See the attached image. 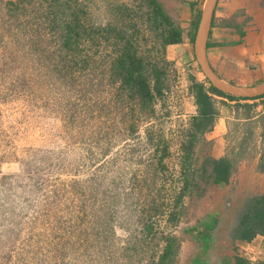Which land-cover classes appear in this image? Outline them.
Masks as SVG:
<instances>
[{
  "label": "rangeland",
  "instance_id": "rangeland-1",
  "mask_svg": "<svg viewBox=\"0 0 264 264\" xmlns=\"http://www.w3.org/2000/svg\"><path fill=\"white\" fill-rule=\"evenodd\" d=\"M23 4L13 10L0 2V264H162L168 237L177 240L169 264H186L183 243L217 208L218 190L205 164L206 140L198 138L184 159L196 105L192 61L176 64L166 52L163 63L153 32L137 21L142 0ZM56 4L70 7L66 20L78 11L93 26L116 17L117 27L134 24L127 32L139 54L165 70L153 114L108 79L113 46L82 48L97 60L94 69L78 60L67 64L48 26ZM260 121L251 126L262 128ZM230 129L225 154L242 141ZM185 178L192 184L179 202ZM232 188L220 192L229 234L241 226L252 197L246 188L235 197Z\"/></svg>",
  "mask_w": 264,
  "mask_h": 264
},
{
  "label": "crops",
  "instance_id": "crops-1",
  "mask_svg": "<svg viewBox=\"0 0 264 264\" xmlns=\"http://www.w3.org/2000/svg\"><path fill=\"white\" fill-rule=\"evenodd\" d=\"M204 1L159 0L182 29V42L167 45L166 52L172 55L176 64L186 58L191 60L189 76L192 83L198 81L208 88L209 83L203 76L194 54V39ZM206 57L214 74L226 83L242 87L263 83L264 0H216L206 44ZM191 98L194 100L193 95ZM218 98L213 100L217 110L213 126L198 138L209 143L208 156L219 159L225 155L226 142L232 133L230 128L235 129L233 137L238 140L247 138L248 133L252 132L248 143L244 145L248 157L244 155L238 169L232 173L227 183L216 184L218 190L214 192L213 198L217 208L205 213V217L199 220L196 226L191 227L194 233L188 235L182 250L190 253L186 264H264L263 235L258 234L248 242L236 239L232 234L234 232L229 234L223 227L227 211L222 201L223 194L220 193L223 186L233 185L232 189L236 190L235 197L245 188L251 196L264 194V171L258 169L264 152V142L259 136L262 128L260 124L251 126L257 119L264 117V98ZM245 103L255 105L252 111L254 115L247 121L243 119L242 104ZM196 115L195 105L192 106L191 120ZM206 238L209 240L205 241Z\"/></svg>",
  "mask_w": 264,
  "mask_h": 264
},
{
  "label": "trees",
  "instance_id": "trees-1",
  "mask_svg": "<svg viewBox=\"0 0 264 264\" xmlns=\"http://www.w3.org/2000/svg\"><path fill=\"white\" fill-rule=\"evenodd\" d=\"M25 1L29 0H0V2H3L13 10L23 9ZM142 1L144 2L145 10L141 14L136 13L138 16L137 21L140 23L141 20L145 28L153 32L154 47H158L164 61L163 63H166V57L164 58L166 46L182 42V29L163 8L159 0ZM125 9L126 11L130 10L129 8ZM66 10H71L68 5L65 7V5L56 4L54 12H51L54 14L53 18L48 23V26L57 32L56 41L67 64L72 66L76 62L77 65L78 61H81L84 67H92L91 69H94L97 60L94 59L92 53L82 54V48L91 50L103 43L113 46L112 52L107 55L106 60L108 64V79L111 83H118L119 88L125 90L128 98L138 100L137 103L144 114H153L154 102L157 97L163 94L165 70L158 65L159 63L150 62L143 54H139L133 33L129 34L127 32L128 28H132L134 24H130L125 28L117 27L118 18L116 17V20L112 23L109 22L104 26H93L80 21L78 19V11L69 12L68 15L71 20H66L64 18L67 14ZM119 11H117L118 15ZM57 16L61 17L58 18ZM193 39L194 36L192 37ZM206 81L209 83L208 88L198 81H193L190 85V91L197 106V115L191 120L188 146H184L185 160L190 159L191 147L197 141L199 135L206 130H210L213 126V118L217 114L213 100H218V97H227L234 100L264 98V95L254 98L234 97L216 89L207 79ZM242 107L243 119L246 121L251 119L254 115L252 111L253 108L255 109V105L245 103L242 104ZM261 119L262 131L259 136L261 141L264 142V117H261ZM248 135L247 138L239 142L237 150L233 147L219 159L206 158L205 164L210 168L208 176L212 178L213 184L227 183L229 181L230 176L236 170L237 161L242 159L246 152L244 145L249 141L252 132H249ZM258 169L261 172L264 171V152ZM191 184V180L185 178L184 185L178 196L179 202ZM172 219L177 218L172 216ZM258 234L264 236V194L252 196L248 199L241 226L238 227L234 237L249 242ZM176 252V238L168 237L165 248L159 257V262L162 264L171 263Z\"/></svg>",
  "mask_w": 264,
  "mask_h": 264
},
{
  "label": "water",
  "instance_id": "water-1",
  "mask_svg": "<svg viewBox=\"0 0 264 264\" xmlns=\"http://www.w3.org/2000/svg\"><path fill=\"white\" fill-rule=\"evenodd\" d=\"M216 0H205L201 17L194 39V54L196 61L210 84L221 92L238 97L254 98L264 95V82L255 86L242 87L224 82L211 70L206 57V44L211 26L212 14Z\"/></svg>",
  "mask_w": 264,
  "mask_h": 264
}]
</instances>
